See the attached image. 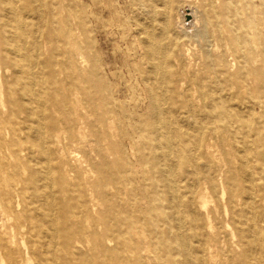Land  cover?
I'll use <instances>...</instances> for the list:
<instances>
[{
	"label": "rangeland",
	"instance_id": "obj_1",
	"mask_svg": "<svg viewBox=\"0 0 264 264\" xmlns=\"http://www.w3.org/2000/svg\"><path fill=\"white\" fill-rule=\"evenodd\" d=\"M137 1L106 0L107 5L103 14L106 32L105 35L95 36L96 49L98 53L100 52L106 67L105 80L114 89L108 99L112 104L111 119L106 113L105 102L103 103L105 100L101 98L103 96L92 93L89 98L82 90L87 67L86 26L91 0L0 2L1 7L5 10L14 9L16 14L5 17L10 24L6 26L4 34H1L0 30V95L2 97L0 115L6 114L2 102L8 88L15 82L16 85L28 84L29 91L32 89L31 91L36 92L39 97L46 86L51 84L55 85L52 93L57 102V111L53 109L49 112L56 122L55 127L60 129L59 139H54L51 143V175L47 180L43 179V172L36 163L40 158V153L36 149L31 156L24 153L20 160L21 175L28 182L22 196H17L16 191L6 186L0 179L2 185L0 197L9 193L12 198L8 207L0 204V264H9L8 253H13L17 264L117 263V256L112 253L113 251L103 258V253L100 251L102 249L96 244L103 242L106 222L135 220L136 216L130 217L123 212L126 205L119 204L114 209L109 208L101 199L95 197L94 194L100 190L103 178L98 171H93L92 164L98 165L100 159L91 162L92 160L88 158L93 157L95 152H103L110 161H114V155L109 153L113 142H105L101 138L96 141L93 136L94 131L101 134L106 125H110L115 133L124 131L131 137L136 133L135 123L144 120L147 116L146 98L131 70L133 60L136 59L134 55L140 50L137 43L138 19L135 15ZM214 1L170 0V9L167 10L170 24H175L174 15L179 10L190 12L196 9L197 11L193 13H197L201 26L214 29V36L210 41L212 47H215L214 66L230 67L234 69L230 72H234L238 61H243L240 57L241 53L234 51L236 42L239 41L246 42L243 45L246 51L245 58L257 72L247 81L250 94L231 100L232 107L229 106L225 111L216 110L217 112L213 114L214 118H210L204 111H197L195 117L183 110L181 115L184 114L190 120L197 118L205 132L212 126L217 127L212 143L213 154L221 169L217 177L219 184H224L225 179H228L229 183V178L234 177L238 186L243 189L245 183L241 178L237 179L240 168L247 162V166L253 170L254 179L250 188L256 194V204L248 207L250 211L256 212V222L261 228L256 240L260 248L258 263L264 264V0H216V3ZM163 3L162 0H156L158 15L155 17L156 22L164 16ZM187 8L189 10H186ZM1 13L0 11V15ZM95 14L99 17L98 9H95ZM14 34H16L15 38H13ZM194 44L191 47V70L194 66L202 67L200 64L204 62L203 58L198 59V55L201 54L202 57L201 51L205 43L197 41ZM35 45L39 47L37 49L39 57L35 53ZM68 89L71 92L70 97L67 93ZM136 97L142 99L141 107L138 109L133 108ZM218 111L231 116L233 121L230 119L228 122V119L220 116ZM176 114L165 113L170 118L171 131L175 127ZM69 116L76 118L75 129L84 134L79 137L73 136L77 139L75 142L69 140L67 133L69 130L65 121ZM55 127L51 128V133ZM183 131L196 133L195 129H189L187 126H183ZM27 134L31 137L35 136L34 125H29ZM171 134L176 136L173 132ZM26 136L20 137L22 142ZM124 140L129 165L136 172L146 173V169L135 165V156L131 153L128 140ZM119 141L121 143V140ZM136 148L139 153L142 152L140 144H137ZM2 156L3 153L0 151V158ZM11 162L12 159L9 160V163ZM111 170L118 172L119 168L113 166ZM2 175L3 173L0 172V178ZM41 178L47 182V187L43 192L37 193L29 180L42 183ZM57 179L63 183L60 188L55 183ZM144 183V178H136L135 188L130 193L131 197L137 199L142 211L148 209L144 197V193L147 192L144 190ZM45 192L54 195L55 204L51 209L43 201ZM207 195V209L213 210L217 205L216 213L211 216L215 231L223 235L228 243H237L239 229L246 226L243 224L242 202L234 191L226 190L221 203L216 201L213 193ZM111 198L118 201L115 197ZM199 210L201 213L204 211V209ZM231 211L237 213L235 217L240 219L236 220L235 237L226 227V222L230 228L233 227L234 219ZM49 220H56V226L53 227ZM63 229L71 234V246L65 247L62 244ZM255 234L256 232L252 230L251 235ZM82 236L83 241L76 242ZM114 243V241L109 243L108 248ZM244 249L248 247L242 245L238 252ZM231 256L235 257L233 253ZM245 258L240 257L236 262Z\"/></svg>",
	"mask_w": 264,
	"mask_h": 264
},
{
	"label": "bare ground",
	"instance_id": "obj_2",
	"mask_svg": "<svg viewBox=\"0 0 264 264\" xmlns=\"http://www.w3.org/2000/svg\"><path fill=\"white\" fill-rule=\"evenodd\" d=\"M6 1L8 0H0L1 3ZM162 1L165 6L164 16L157 19V22L156 0H138L135 14L138 19L137 43L140 50L134 55L136 59L133 60L131 70L146 98L147 116L135 123L136 133L131 137L124 131L115 133L110 125H106L101 134L94 131L96 141L101 138L105 142H113L109 153L114 155L113 162L103 152H95L93 157L88 158L92 160L91 162L100 159L98 165L92 164L93 171H98L103 178L100 190L94 195L109 208L114 209L119 204L126 205L123 212L130 217L136 216L135 220L106 222L103 242L96 246L101 247L103 258L113 251L112 253L117 256L116 264H259L260 248L256 236L261 233V228L256 222V212L250 211L249 208L250 205L256 204V194L250 188L254 179L253 170L247 166V162L240 168L237 179L241 178L245 183L243 189L238 186L234 177L229 178V183L228 179H225L224 184H219L217 177L221 169L213 154L212 143L217 127L212 126L205 132L197 118L193 117L194 119L190 120L184 114L181 115L183 110L191 115L197 111H204L210 118H214L216 110L225 111L229 106L232 107L231 100L250 94L247 81L257 70H254L245 58L246 51L243 45L246 42L239 41L236 42L234 51L241 53L243 61H238L235 71L230 72L234 70L230 67H215L213 64L215 47L213 48L210 43L214 36L213 27L207 29V26H201L197 13H193L196 9L190 12L179 10L174 15L175 24H170L167 11L170 9V0ZM106 5V0L90 2L86 26L87 67L82 90L88 97L92 93L101 94L103 96L101 98L105 100L103 103L105 102L106 113L111 119L112 104L108 99L114 89L105 80V63L95 43V36L105 35L106 32V23L103 19ZM95 9H98L99 17L96 16ZM0 11L2 12L0 30L1 34H4L6 26L10 24L5 17L16 14L14 9L5 10L1 6ZM15 18L14 20L18 22ZM18 25L20 27L19 23ZM15 36L16 34L13 38ZM197 41L205 43L201 51L202 57L201 54L198 55V59L203 58L204 62L200 64L202 67L194 66L191 70V47ZM38 48L37 45L34 46L39 57ZM27 85L19 83L16 85L15 82L8 88L2 102L6 114L0 115V151L3 153L0 158V172L3 175L0 179L6 186L15 190L19 197L28 184L20 171L22 155L26 153L31 156L36 149L40 153L36 163L43 172V179L47 180L51 175V143L60 137V129L55 127L56 122L49 112L53 109L57 111V102L52 93L55 85H47L40 97L36 92H32L31 88L29 91ZM67 93L70 97L69 89ZM141 104L142 99L136 97L133 108L138 109ZM172 112L177 114L174 119L175 127L171 131L172 124L165 113ZM218 114L228 119V122L230 119L233 121L231 116L223 111H218ZM22 116L24 118H21ZM65 122L68 124L69 140L75 142L77 139L73 136L84 135L82 131L75 129L76 118L69 116ZM30 124L34 125V137L27 134ZM183 126L195 129L196 133L184 132ZM53 127L55 128L51 133ZM171 132L176 136L170 135ZM22 135H28L23 142L20 138ZM181 135L184 137H180ZM124 139L128 140L131 153L135 156V165L146 169L148 174L143 171L136 172L129 165ZM137 144L142 146L141 153L136 148ZM113 166L119 168L118 172L111 170ZM148 175L150 177L147 178ZM136 178H144L145 181L144 190L147 192L144 193V197L148 203L146 211H142L137 199L130 196L135 188ZM29 181L37 193L46 190L45 180H42V183H35L32 179ZM55 183L59 188L63 185L60 179ZM1 186L0 180V188ZM226 190L234 191L243 204V224L246 226L239 229V241L235 244L228 243L223 235L215 231L211 216L216 213L217 205L213 210L207 209V194L213 193L216 201L221 203ZM43 197L44 203L51 209L55 204L54 195L45 192ZM11 199V195L5 193L0 197V204L8 207ZM199 209L204 211L201 213ZM231 215L234 219L233 227L230 228L227 222L226 227L235 237L236 220L240 219L235 217L237 213L234 211H231ZM49 221L54 227L56 220ZM252 230L256 232L254 236L251 235ZM63 233V246H71V234L64 229ZM82 238L83 236L76 242H82ZM113 241L115 242L113 246L108 248V244ZM242 245L248 249L238 252ZM231 253L235 257L231 256ZM240 257H246L247 260L245 258L237 263L236 260ZM8 260L9 264H17L13 253H8Z\"/></svg>",
	"mask_w": 264,
	"mask_h": 264
}]
</instances>
